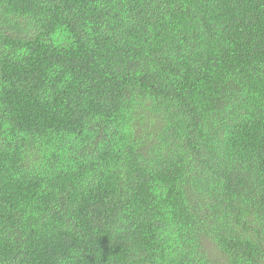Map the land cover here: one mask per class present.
Listing matches in <instances>:
<instances>
[{
	"label": "trees",
	"instance_id": "1",
	"mask_svg": "<svg viewBox=\"0 0 264 264\" xmlns=\"http://www.w3.org/2000/svg\"><path fill=\"white\" fill-rule=\"evenodd\" d=\"M0 264H264V0H0Z\"/></svg>",
	"mask_w": 264,
	"mask_h": 264
}]
</instances>
